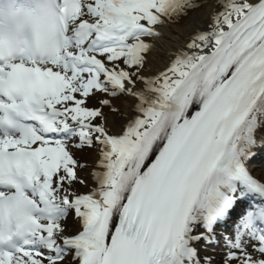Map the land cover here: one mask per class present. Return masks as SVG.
<instances>
[{
    "label": "snow or ice",
    "instance_id": "snow-or-ice-1",
    "mask_svg": "<svg viewBox=\"0 0 264 264\" xmlns=\"http://www.w3.org/2000/svg\"><path fill=\"white\" fill-rule=\"evenodd\" d=\"M201 7L0 0V264H217L230 220L220 264H264V0H215L145 74L159 26ZM71 147L97 151L86 192Z\"/></svg>",
    "mask_w": 264,
    "mask_h": 264
},
{
    "label": "bare ground",
    "instance_id": "bare-ground-1",
    "mask_svg": "<svg viewBox=\"0 0 264 264\" xmlns=\"http://www.w3.org/2000/svg\"><path fill=\"white\" fill-rule=\"evenodd\" d=\"M199 3L203 4V7L190 11L188 15H186L183 20L177 24H167L159 26V31L162 33L161 36L155 37L152 39L155 47L154 50L148 54L147 60V74H154L159 71L164 70L167 66L169 61L172 59L170 55L171 52H175L177 49L181 48L188 42V37L195 31L197 27H205L208 19V14L212 9V6L215 3V0H199ZM92 104L96 103V100L93 99ZM117 105L120 107L121 112L123 113H130L131 112V99L130 98H121L120 100L116 101ZM108 114V120L110 126L118 129L124 122L123 116L118 113H113L108 109H105ZM86 152V151H85ZM80 153V152H77ZM77 154L74 155L76 158L80 159L82 163H86L88 168L80 171V175L82 178H86L87 188L84 185H77L76 190L80 192H86L94 187V183L91 181L90 172L92 166L95 165L97 159V151L93 149L89 154ZM260 155H264V148L259 149L258 153ZM252 161L250 167L253 168ZM258 173V168L254 170L253 174L256 175ZM261 177H263L261 175ZM68 216V215H67ZM231 221V220H230ZM62 223L68 229L67 234H73L77 231L80 227L79 220L75 216L74 211L69 215L67 220L62 221ZM216 233H220L219 231L215 230ZM219 234V238L221 237ZM232 235V234H231ZM203 252L211 255L213 257H217L215 248H207L203 246ZM66 264H71V258L69 257L66 260Z\"/></svg>",
    "mask_w": 264,
    "mask_h": 264
},
{
    "label": "rangeland",
    "instance_id": "rangeland-1",
    "mask_svg": "<svg viewBox=\"0 0 264 264\" xmlns=\"http://www.w3.org/2000/svg\"><path fill=\"white\" fill-rule=\"evenodd\" d=\"M198 2H199V0H198ZM185 16H183L181 19H176V20H174V22L173 23H168V24H177V23H179V22H181L182 20H183V18H184ZM180 18V17H179ZM77 139L75 138V141H72V142H69L70 143V145H72V144H74V143H76L77 141H76ZM72 149H75L74 147H72ZM85 149H87V150H85ZM89 149V150H88ZM79 150H81V149H79ZM82 150H84V151H86V152H88V154L92 151V148H89V147H85V148H83ZM86 152H80V153H82V154H87ZM77 153V151H75L74 152V154H76ZM80 153H77V154H80ZM261 172H262V176L264 177V169H261ZM70 213V212H69ZM65 220V219H64ZM221 249V248H220ZM217 255H219V254H217ZM221 257V255H219V256H217V263L218 264H220V262H221V260H222V258H220Z\"/></svg>",
    "mask_w": 264,
    "mask_h": 264
}]
</instances>
